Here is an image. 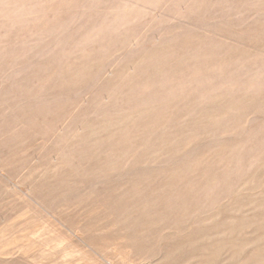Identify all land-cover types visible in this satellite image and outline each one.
Masks as SVG:
<instances>
[{
  "label": "rangeland",
  "instance_id": "1",
  "mask_svg": "<svg viewBox=\"0 0 264 264\" xmlns=\"http://www.w3.org/2000/svg\"><path fill=\"white\" fill-rule=\"evenodd\" d=\"M123 2L0 0V264L264 257V0Z\"/></svg>",
  "mask_w": 264,
  "mask_h": 264
},
{
  "label": "bare ground",
  "instance_id": "2",
  "mask_svg": "<svg viewBox=\"0 0 264 264\" xmlns=\"http://www.w3.org/2000/svg\"><path fill=\"white\" fill-rule=\"evenodd\" d=\"M140 1H142V0H124L122 6L120 5V3L119 4H117V3L116 4H111V5L109 4L106 7L107 8V11H108V13H106V15H108L107 25H103L101 27V29L93 28L91 30V33H89L85 37L86 38L85 41L91 42L94 39L100 37L101 34L105 30L109 29V30L112 31V30L115 29V27H120V26H123L124 24H126L128 22V20L127 19L121 20L120 19V15L121 16L125 15L126 11H128V13H130L131 10L133 8H135L140 3ZM13 16H14V14L11 15V17H13ZM1 61L2 60H0V80H4V79H6V76H8V74L10 73V71H11L10 68L12 66V63L15 60L12 59V61L10 62L11 63L10 68H9V64L10 63L2 64L3 62H1ZM2 65H4L5 68H4V66L2 67ZM6 68H7V70H6ZM186 68L188 69L189 67H186ZM177 69L178 68L175 67V69L173 70V72H171V74H172L171 76L163 75V76H160L159 77V78L162 77L161 80H160V82L163 83L165 85V87L163 89H161L160 91H158V93H156V91L154 93H152V95H151L152 97H150L148 99V101H150V102H156L160 98H164V99H167V98L168 99H180V100H182L185 95L189 94L190 91L187 92L186 94L184 92H182L183 87H181L180 83H177V78L173 75L174 73H176L178 71ZM153 81H149V82L148 81L147 82L145 81L144 82V80H143L142 82H144V85L143 86L142 85H139V86L136 87V89H139L140 87H143V89H145V90L150 89L154 85L153 84ZM188 82H190V83H188ZM188 82H187V86H189L188 87L189 89L191 88L192 84L193 85L196 84V86L200 85V83L198 82V80L194 81L192 79V80H189ZM223 83L224 84H227V82H223ZM233 85H235V84H233ZM132 90H133L132 88L127 89V92H131ZM193 91H195V90H193ZM194 96L195 97L193 99L194 100H197V102H202L203 101V98L199 96V93H196ZM153 110H154L153 108H148L147 106H144L143 105V106H140L138 109H136V117H133L132 116V114L130 113L131 110H127V111H125L123 113V116H121L119 118L117 117L115 119V121H119V123H120V119H122V118H124V119L125 118H129L130 119V122H129L130 125H138L139 123H141L142 120H144V118H145L144 116L149 115L150 111H153ZM102 125L105 126L106 124H103L102 123ZM34 156H37V155H34V153H33V155L31 156V159H35ZM59 168L60 167H56L54 171L56 172L57 170H59ZM209 190H211V189H209ZM36 203H38V202H36ZM253 245L254 246H257L255 243L253 244V242L252 243L251 242H249V243L248 242L242 243V244H240L238 246H235V245H232V244L225 245V246L221 247L220 249H217L213 253V255L211 257H208L209 259H206V261L203 264H264V257L260 253L258 255H256L254 258L249 257L248 262H241V263H239L236 260V259L240 258L241 256H243L246 251L251 252L253 249H255V248H251L250 249V246H253ZM224 250L225 251H228L227 252L228 259L226 261L223 260L222 262L215 263V260H218V258L220 257V253L223 252ZM258 257H259V259H257Z\"/></svg>",
  "mask_w": 264,
  "mask_h": 264
}]
</instances>
